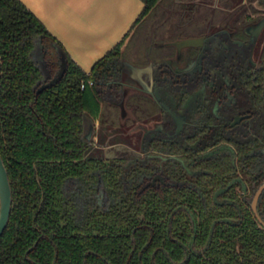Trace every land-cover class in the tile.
I'll list each match as a JSON object with an SVG mask.
<instances>
[{"label":"flooded vegetation","instance_id":"af4514ba","mask_svg":"<svg viewBox=\"0 0 264 264\" xmlns=\"http://www.w3.org/2000/svg\"><path fill=\"white\" fill-rule=\"evenodd\" d=\"M175 1L180 10L141 51L92 80L110 125L91 117L95 134L82 133L84 161L97 163L84 194L76 190L84 220L129 215L127 228L117 218L118 249L126 238L128 260L152 264L206 259L250 224L264 231V0ZM190 38L200 42L174 44ZM42 72L37 89L56 75ZM123 126L133 140L98 142L103 127ZM90 147L103 156H88Z\"/></svg>","mask_w":264,"mask_h":264},{"label":"trees","instance_id":"16d2710c","mask_svg":"<svg viewBox=\"0 0 264 264\" xmlns=\"http://www.w3.org/2000/svg\"><path fill=\"white\" fill-rule=\"evenodd\" d=\"M142 1L127 49H122L126 37L88 74L21 0H0V153L13 196L0 264H152L128 260L132 246L126 238L118 249L117 218L127 228L129 215L108 212L84 220L76 192L84 194L85 179H95L92 165L97 163L84 161V114L110 125L97 87L88 81L108 76L130 49L141 51L152 31L162 30L164 16L181 8L175 0ZM62 53L68 62L64 77L37 94L42 67L49 78L57 74ZM209 255L187 264H264V231L251 224L234 229L232 239L214 245Z\"/></svg>","mask_w":264,"mask_h":264},{"label":"crops","instance_id":"0c3cea01","mask_svg":"<svg viewBox=\"0 0 264 264\" xmlns=\"http://www.w3.org/2000/svg\"><path fill=\"white\" fill-rule=\"evenodd\" d=\"M86 73L121 43L142 14V0H21Z\"/></svg>","mask_w":264,"mask_h":264},{"label":"water","instance_id":"95a60500","mask_svg":"<svg viewBox=\"0 0 264 264\" xmlns=\"http://www.w3.org/2000/svg\"><path fill=\"white\" fill-rule=\"evenodd\" d=\"M200 42V39H185L181 40L179 42H176L177 46H191V45H197V43ZM68 67V62L65 53L61 54L60 57V68L57 72V74L52 77L47 82H44L38 89L37 94L41 93L46 88L52 87L56 83H58L65 75ZM123 67L127 68L131 74L133 75H140L144 72L141 68H136L133 64H131L128 61L123 62ZM0 77H1V59H0ZM95 125L93 119L88 116L87 114H84L83 116V140L90 141L92 136L95 134ZM109 149V148H108ZM106 149V151L108 150ZM12 187L11 182L8 175V170L6 168V165L3 161L2 155L0 153V238L7 227L10 216H11V210H12Z\"/></svg>","mask_w":264,"mask_h":264},{"label":"rangeland","instance_id":"374dc122","mask_svg":"<svg viewBox=\"0 0 264 264\" xmlns=\"http://www.w3.org/2000/svg\"><path fill=\"white\" fill-rule=\"evenodd\" d=\"M131 35L130 34L123 42L122 44V49H124L128 46V43L131 39ZM143 41V40H142ZM142 41L138 42V44L142 43ZM133 50H137V47L133 48ZM98 138H99V143H106L108 140L113 143L117 140H127V141H131L134 139V135L129 131V127L123 126L120 128H113V127H103L99 132H98ZM87 155L90 157H101L103 156V152L100 148L98 147H90L87 149Z\"/></svg>","mask_w":264,"mask_h":264},{"label":"built area","instance_id":"2783aa9c","mask_svg":"<svg viewBox=\"0 0 264 264\" xmlns=\"http://www.w3.org/2000/svg\"><path fill=\"white\" fill-rule=\"evenodd\" d=\"M88 84H89V85L93 84V81H92V80H89V81H88ZM84 87H85V83L82 85V88H84Z\"/></svg>","mask_w":264,"mask_h":264}]
</instances>
